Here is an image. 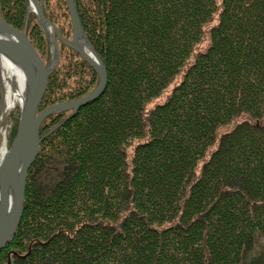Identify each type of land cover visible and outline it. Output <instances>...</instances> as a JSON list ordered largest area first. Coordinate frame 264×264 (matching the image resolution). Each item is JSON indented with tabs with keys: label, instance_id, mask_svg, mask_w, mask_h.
Returning a JSON list of instances; mask_svg holds the SVG:
<instances>
[{
	"label": "trees",
	"instance_id": "1",
	"mask_svg": "<svg viewBox=\"0 0 264 264\" xmlns=\"http://www.w3.org/2000/svg\"><path fill=\"white\" fill-rule=\"evenodd\" d=\"M75 3L107 84L75 113L42 122L23 217L0 264H264L251 255L264 237V0ZM29 4L0 0V17L26 30L48 65ZM43 5L71 41L66 0ZM59 47L38 113L100 81Z\"/></svg>",
	"mask_w": 264,
	"mask_h": 264
},
{
	"label": "water",
	"instance_id": "2",
	"mask_svg": "<svg viewBox=\"0 0 264 264\" xmlns=\"http://www.w3.org/2000/svg\"><path fill=\"white\" fill-rule=\"evenodd\" d=\"M73 25L72 40L67 41L59 28L44 15L43 0H30L40 26L51 48L50 63L45 64L38 50L26 34L0 17V57L17 65L25 76V94L21 99L18 130L8 152L0 162V251L11 243L23 217L27 175L39 153L42 122L53 113L72 110L74 113L104 92L107 69L101 57L90 45L80 22L75 0H66ZM59 41L73 48L100 78L97 87L80 99L52 104L38 113L41 101L49 86V78L60 62ZM0 107L3 102L2 93ZM9 258L7 263L12 264Z\"/></svg>",
	"mask_w": 264,
	"mask_h": 264
},
{
	"label": "rangeland",
	"instance_id": "3",
	"mask_svg": "<svg viewBox=\"0 0 264 264\" xmlns=\"http://www.w3.org/2000/svg\"><path fill=\"white\" fill-rule=\"evenodd\" d=\"M30 11L34 13L31 5H30ZM49 48H50V45H49ZM50 56H51V53H50ZM50 61L51 59L49 60V63ZM0 82H1V91L2 93H4V96H6L5 92H6L8 84L11 85L13 88H15L16 92H18L19 82H16L15 80L8 78L5 75L3 68H0ZM2 95L3 94H1V96ZM18 102H19V98H15V101L13 103L14 105L12 107H9L8 104L6 103L5 97L3 98V102H2L3 108L2 110L0 109V158L3 153V150L6 147L8 148L10 145L8 134H9L10 129L12 128V123H13V119L15 116L14 112H16V108L18 107V104H19ZM19 112H20V109H19ZM229 129H230L229 126H225V128H223L222 131L226 132V130H229ZM253 254H255V256L258 254H264V237L262 239H259L254 244V248H253L251 255Z\"/></svg>",
	"mask_w": 264,
	"mask_h": 264
},
{
	"label": "bare ground",
	"instance_id": "4",
	"mask_svg": "<svg viewBox=\"0 0 264 264\" xmlns=\"http://www.w3.org/2000/svg\"><path fill=\"white\" fill-rule=\"evenodd\" d=\"M0 68H3V71L5 75L15 80L16 82H19V89L18 92H16V89L13 88L11 85L8 84L6 89V96L5 100L9 107H12L15 101V98H22L25 94V76L23 71L20 70V68L12 63L8 58L1 56L0 57ZM15 94V96H14ZM3 97V98H4ZM3 106L1 105L0 109L2 110ZM5 153V150L3 151Z\"/></svg>",
	"mask_w": 264,
	"mask_h": 264
},
{
	"label": "built area",
	"instance_id": "5",
	"mask_svg": "<svg viewBox=\"0 0 264 264\" xmlns=\"http://www.w3.org/2000/svg\"><path fill=\"white\" fill-rule=\"evenodd\" d=\"M4 150L6 151V149H4ZM4 150H3V151H4ZM3 153H4V152H3Z\"/></svg>",
	"mask_w": 264,
	"mask_h": 264
}]
</instances>
